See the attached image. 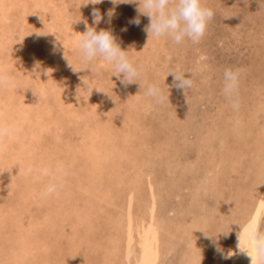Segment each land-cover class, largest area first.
<instances>
[{
    "label": "rangeland",
    "instance_id": "374dc122",
    "mask_svg": "<svg viewBox=\"0 0 264 264\" xmlns=\"http://www.w3.org/2000/svg\"><path fill=\"white\" fill-rule=\"evenodd\" d=\"M201 4L205 36L176 44L146 31L139 0H0V264L243 259L230 249L264 192V0ZM89 27L112 32L134 83L83 61ZM225 69L242 70L235 110Z\"/></svg>",
    "mask_w": 264,
    "mask_h": 264
},
{
    "label": "clouds",
    "instance_id": "9594fccd",
    "mask_svg": "<svg viewBox=\"0 0 264 264\" xmlns=\"http://www.w3.org/2000/svg\"><path fill=\"white\" fill-rule=\"evenodd\" d=\"M143 7L142 14L150 19L146 31L155 38L170 37L176 44H181L185 39L192 43H199L205 36L208 23L213 19L214 12L203 7L201 0H139V8ZM94 24H98L102 17L98 10L92 13ZM111 13H109V20ZM131 23L139 25L140 20L134 19ZM78 49L82 54L85 63L91 62L96 58L110 63L114 68V76L121 80L123 85L134 83L139 76L140 70L133 65L116 42V38L110 31L100 30L97 32L94 27H89L81 34L78 42ZM241 69H225L223 73V92L224 95L232 100L233 109H238V100L235 99L239 87ZM122 75V79H121ZM173 76L172 87L177 89H189L193 86L191 78H185V74L170 72ZM11 83V78L0 73V87ZM145 95L159 104L163 103L166 97L162 90L155 86H148ZM7 129L0 128V137L5 135ZM28 171H31L29 169ZM47 174V170H43ZM56 191L55 185H49L45 190V195H51ZM248 251L255 250L260 264H264V232L260 231L259 222L250 224L247 233Z\"/></svg>",
    "mask_w": 264,
    "mask_h": 264
},
{
    "label": "bare ground",
    "instance_id": "6f19581e",
    "mask_svg": "<svg viewBox=\"0 0 264 264\" xmlns=\"http://www.w3.org/2000/svg\"><path fill=\"white\" fill-rule=\"evenodd\" d=\"M264 211V192L258 199V202L255 206V209L252 213V216L246 224L247 226L245 229L238 232L236 235L232 246H231V252L242 254L243 259H239V261L236 264H260V261L257 258V254L255 250L248 251V240H247V233H248V226L250 224L256 223L261 221L262 215Z\"/></svg>",
    "mask_w": 264,
    "mask_h": 264
}]
</instances>
